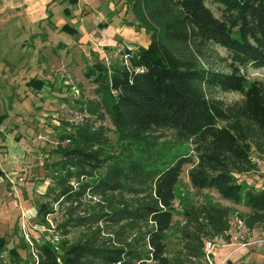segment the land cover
I'll use <instances>...</instances> for the list:
<instances>
[{"label":"trees","instance_id":"16d2710c","mask_svg":"<svg viewBox=\"0 0 264 264\" xmlns=\"http://www.w3.org/2000/svg\"><path fill=\"white\" fill-rule=\"evenodd\" d=\"M124 1L150 43L127 50L121 63L97 62L85 73L96 89L84 111L100 125L86 119L59 136L45 194L51 201L38 215L45 222L57 206L63 239L58 249L38 244L34 264L159 263L173 230L181 242L173 264H203L207 239L230 241L234 210L190 202L176 227V188L187 165L194 190H214L243 206L248 211L238 220L264 232V189L245 188L238 178L258 171L254 155L264 156V84L246 76L250 67L264 68V0H212L220 16L208 0ZM211 46L228 52L227 72L206 68ZM215 90L243 99L227 105ZM78 229L71 243L66 238ZM15 251L0 264H21Z\"/></svg>","mask_w":264,"mask_h":264},{"label":"rangeland","instance_id":"374dc122","mask_svg":"<svg viewBox=\"0 0 264 264\" xmlns=\"http://www.w3.org/2000/svg\"><path fill=\"white\" fill-rule=\"evenodd\" d=\"M2 1L0 117L4 116V120L0 123V172L3 173L0 175V244L5 243V250L0 254V261L10 263L17 250L22 256L21 264H34L38 244L49 243L58 249L63 239L59 226L64 217L57 206L55 213L49 215L45 222L38 215L51 201L45 194L53 174L52 163L57 159L53 152L59 136L86 119L96 123V126L100 125L99 118L84 111L85 104L95 98L96 89L85 73L97 62L108 67L121 63L127 50L137 52L147 47L150 36L135 24L124 0H102V8L93 12L96 16L92 19V14L82 16L85 6L79 0H17V7L10 4L15 3L14 0ZM207 5L216 16H220L219 5L212 0H208ZM32 9L33 17L30 13ZM108 10L112 13L106 21L113 28L121 25L130 33L126 34V38L121 37V41L119 37L116 44L103 47L97 45L99 38L91 35L90 27L94 24L95 30L105 29V23L99 27L97 24L99 13ZM84 21L83 29L87 32L81 29ZM228 56L224 49L211 46L205 54V66L214 71L227 72ZM246 76L250 82L264 84V68L250 67ZM44 86L49 91H42ZM73 89L79 90L78 98L73 97ZM212 94L227 105L243 99L239 93L215 90ZM49 97L56 99L50 102L47 100ZM104 125L109 129L111 143L116 144L117 134L108 118ZM254 160L259 170L238 178L245 188L261 190L264 187V156L255 154ZM191 168L190 165L185 166L176 188V227L183 224V208L188 203H221L234 210L228 233L231 243L264 238L263 231H248L238 220V214L247 212L246 208L223 200L214 190H194L188 178ZM82 231L72 230L66 239L75 243ZM209 241L214 243L215 250L227 243L221 237L207 239L206 243ZM167 244L169 249L164 259L149 264L174 263L172 258L179 256L181 251L177 230L167 234ZM202 262L212 264L206 257Z\"/></svg>","mask_w":264,"mask_h":264},{"label":"crops","instance_id":"0c3cea01","mask_svg":"<svg viewBox=\"0 0 264 264\" xmlns=\"http://www.w3.org/2000/svg\"><path fill=\"white\" fill-rule=\"evenodd\" d=\"M101 1L102 0H79L80 4H83L85 6L84 8H82V16H87L88 14H92L91 19L94 16H96L95 14H93V12H95V10L99 11L100 8H102ZM14 2L15 3H10L11 6L14 5L15 7H17L16 5L17 0H14ZM2 3L3 1L0 0V4ZM21 4L22 3H19V5ZM110 10L112 11L113 8ZM110 10L105 11L103 13H99V18H98L99 22L97 24V27H99L101 23H105V26H106L105 29L95 30L93 27L94 24L92 25V28L90 27V30L92 29L91 35L92 36L94 35V37L97 36L99 38L97 40L98 41L97 45H101L103 47L116 44L119 37L121 41V37L122 39L126 38V34L130 33V31L127 30L125 27H122L121 25H119L113 28L112 25L109 24V21H106V20H109L108 18L109 13L110 14L112 13ZM30 13H31V17H33V14H32L33 9H32V12ZM3 14H4L3 9L0 8V21L2 20L4 16ZM9 17H13V16H9ZM84 25H85V21L82 22L81 29L84 30V32H87L85 28L83 29ZM87 25H89V23ZM42 91H49V89L45 88L44 86ZM55 99L56 98L49 97L47 100L51 102V100L55 101ZM1 109L2 108H0V110ZM47 111H50V109H48ZM0 112H2V110ZM262 188L264 189V187ZM242 243L240 242L231 243V239H230V241L227 242L226 245L214 251L215 254L212 256L213 264H264V238H261L255 241L245 242V243H249V245L246 247H244Z\"/></svg>","mask_w":264,"mask_h":264},{"label":"built area","instance_id":"2783aa9c","mask_svg":"<svg viewBox=\"0 0 264 264\" xmlns=\"http://www.w3.org/2000/svg\"><path fill=\"white\" fill-rule=\"evenodd\" d=\"M73 90H74L73 94H72L73 97L74 98H78L79 95H80L79 90H77V89H73ZM67 142H69V141H67ZM242 244H243L244 247L249 245V243H245V242L242 243ZM214 251H215L214 243L212 241L207 242L205 244L204 253H205V257L209 260L210 263H212V261H211L212 258L211 257H212V254L214 253Z\"/></svg>","mask_w":264,"mask_h":264},{"label":"water","instance_id":"95a60500","mask_svg":"<svg viewBox=\"0 0 264 264\" xmlns=\"http://www.w3.org/2000/svg\"><path fill=\"white\" fill-rule=\"evenodd\" d=\"M0 175H2V172H0Z\"/></svg>","mask_w":264,"mask_h":264}]
</instances>
